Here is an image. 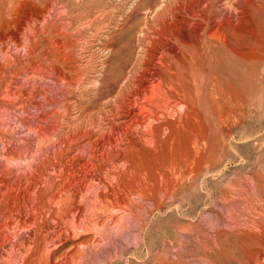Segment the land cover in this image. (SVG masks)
<instances>
[{
    "label": "rangeland",
    "instance_id": "obj_1",
    "mask_svg": "<svg viewBox=\"0 0 264 264\" xmlns=\"http://www.w3.org/2000/svg\"><path fill=\"white\" fill-rule=\"evenodd\" d=\"M0 264H264V0H0Z\"/></svg>",
    "mask_w": 264,
    "mask_h": 264
},
{
    "label": "bare ground",
    "instance_id": "obj_2",
    "mask_svg": "<svg viewBox=\"0 0 264 264\" xmlns=\"http://www.w3.org/2000/svg\"><path fill=\"white\" fill-rule=\"evenodd\" d=\"M165 1V0H164ZM170 2V1H169ZM173 2H174V0H173ZM162 3H164V2H162ZM170 4V3H169ZM159 7V6H158ZM148 19H149V17H148ZM146 20V19H145ZM156 20V19H155ZM155 22V21H154ZM144 31V30H143ZM138 34V33H137ZM145 34V33H144ZM144 34L143 33H140L139 34V38H138V44L140 45V43H142L144 40H143V36H144ZM149 36V35H148ZM142 45V44H141ZM142 47V46H141ZM138 50H140V48L138 49ZM130 77V76H129ZM11 237V236H10ZM7 239V238H6ZM8 240H9V238H8ZM12 240V239H11ZM11 244H13L14 245V243L12 242Z\"/></svg>",
    "mask_w": 264,
    "mask_h": 264
}]
</instances>
